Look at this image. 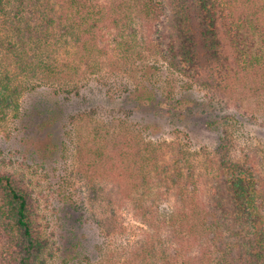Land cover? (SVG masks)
I'll use <instances>...</instances> for the list:
<instances>
[{"label": "trees", "instance_id": "obj_1", "mask_svg": "<svg viewBox=\"0 0 264 264\" xmlns=\"http://www.w3.org/2000/svg\"><path fill=\"white\" fill-rule=\"evenodd\" d=\"M146 56L185 80L179 91L157 87L146 70L155 62L141 65ZM106 70L117 83L111 98L132 103L133 113L154 107L170 120L184 119L185 130L215 140L213 150L174 140L163 150L129 134L128 114L101 121L91 107L66 115V103ZM44 87L53 101L23 105L25 95ZM262 90L264 0H0L2 116L10 111L28 133L35 127L51 137L56 130L49 145L61 158L70 146L81 150L75 144L85 126L96 142L81 177L89 179L88 199L63 192L51 230L26 178L0 171V264H264V155L256 147L236 151L251 140L239 131L253 122L245 104ZM114 159L124 163L114 194L124 179L123 199L139 220L132 235L114 207L100 219L88 215L87 205L100 204L104 194L89 170ZM89 223L105 229V244L116 233L129 239L95 259L85 253Z\"/></svg>", "mask_w": 264, "mask_h": 264}, {"label": "rangeland", "instance_id": "obj_2", "mask_svg": "<svg viewBox=\"0 0 264 264\" xmlns=\"http://www.w3.org/2000/svg\"><path fill=\"white\" fill-rule=\"evenodd\" d=\"M146 57L148 58L143 60L142 63L144 64L141 65L155 62L156 66L153 69H149L150 66H147L146 70H148L150 75L154 76L155 80L158 78L159 82L156 85L162 91H166L169 87L179 91L180 87L185 84V80L169 69L161 59ZM108 59L112 60L110 56H108ZM134 61H136L134 64L136 65L138 59H134ZM111 72L106 70L103 73L105 75H98L96 80L89 81L91 87H86L85 85L80 96L66 103V115L75 114L79 111L87 112L90 111L91 107L94 108L97 117L101 121H105L110 117L108 113H114L116 116L123 114L124 117L125 114H128L129 134L137 135L140 139L153 142L156 146L162 144L163 150H165L164 143L172 140H174L176 145L187 149H199L201 146H207L208 149L213 150L215 140H212L203 130L201 132L185 130L184 119L182 121L170 120L166 115L156 113V110H153L154 107H151L149 111L143 109L133 113L132 103L129 105L121 104L120 101L111 98L110 95H113L117 85L115 76ZM54 97L52 90L44 87L35 90L30 95H25L21 101L27 107L31 102L38 99L53 101ZM191 97L198 99L199 95L193 93ZM245 105L248 114L250 116L252 114L253 122L245 124L239 128V131L245 135V138L249 133L251 140L243 139L236 148L237 154L242 156L246 151L251 152V148L256 147L264 155V126L261 124H264V90L252 98L250 97ZM121 107L123 109L121 111L118 110ZM21 108L23 109V106ZM10 113L9 111L6 118L0 113V171L17 172V174L26 178L32 188L38 211L49 219L51 230L55 225L53 209L55 206L63 205L60 199L61 195H64L63 192L73 196L78 202L88 199L87 182L89 179L86 181L81 177L85 176L86 166L93 163L96 142L90 134V128L85 126L82 129L81 141L75 144H79L82 147L81 150H76L74 145L70 146L68 153H64L66 158H61L58 150L51 151L49 145L57 142L52 140L55 138V134L56 137L58 136L56 130L53 131L55 134L53 133L51 137H48L46 133L36 131L35 127L32 132L29 131L28 133V131L23 130L22 122L24 121L21 119L17 120ZM123 164L120 160L114 159L113 163L109 164L110 166L98 164L96 171H93V169L89 170L90 176L95 180L96 185L104 188V194L99 197L100 204L95 207L90 206V204L87 205L89 209L88 215L95 214L96 219H100L105 214L106 216L111 214V209L114 207V212H116L119 221H122V224L126 223L128 227L132 226L131 228H125V231L132 235L137 231L134 225H140L138 224L139 220L133 215L131 205L123 199L126 197L125 190L128 188L124 179L118 180L121 185L120 194H114L117 191L118 172ZM130 194L133 196L136 193L132 191ZM109 200L111 202H108ZM228 201L230 199L227 197L226 202ZM225 207V209H228L231 208V205L227 203ZM113 218L115 219V217ZM114 219L112 221L113 224ZM84 232L86 235L85 253L92 255L93 258L95 257L98 260H101L105 253L107 254V246L112 248L123 246L129 239L126 234L118 235L116 233L105 244L103 240L105 238V229L101 230L96 223L86 224ZM56 238L58 239V237ZM97 244L101 247L104 246L103 252L96 251ZM56 260L57 258L54 256L51 263Z\"/></svg>", "mask_w": 264, "mask_h": 264}]
</instances>
